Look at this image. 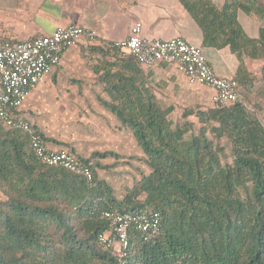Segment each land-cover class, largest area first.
Returning a JSON list of instances; mask_svg holds the SVG:
<instances>
[{
  "label": "trees",
  "instance_id": "obj_1",
  "mask_svg": "<svg viewBox=\"0 0 264 264\" xmlns=\"http://www.w3.org/2000/svg\"><path fill=\"white\" fill-rule=\"evenodd\" d=\"M182 2L202 27L204 45L264 59V23L251 37L238 19L243 12L264 20L262 0ZM107 49L116 57L102 74L111 96L104 103L132 132L149 171L118 198L98 173L107 167L99 159L119 157L114 151L81 157L93 171L89 181L43 163L28 133L0 120V264H264V123L243 98L224 107L185 105L177 123V105L157 97L139 62L114 44ZM261 75L255 89L240 63L234 78L242 97L255 91L264 99V63ZM140 209L159 212V228L131 229L119 260L98 240L110 229L104 212Z\"/></svg>",
  "mask_w": 264,
  "mask_h": 264
},
{
  "label": "crops",
  "instance_id": "obj_2",
  "mask_svg": "<svg viewBox=\"0 0 264 264\" xmlns=\"http://www.w3.org/2000/svg\"><path fill=\"white\" fill-rule=\"evenodd\" d=\"M213 1L221 7L226 0ZM137 22L142 24L144 36L163 40L183 37L202 48L219 75H236L239 56L229 45H204L203 29L182 0H0V43H15L50 34L58 26L70 24L81 25L96 33L95 40L83 38L77 46L62 54L59 64L31 90L20 115L28 119L31 113L44 110L55 116L67 109V100H79L84 114L95 122L91 129L94 147L125 145V131L129 139L133 134L104 103L110 101L111 96L102 81V74L106 63L116 57L113 52L107 54V45L125 40ZM140 68L144 81L153 87L163 102L211 104L213 90L190 83L177 64L163 61L152 67L140 64ZM165 96L171 101L167 102ZM51 142L55 145L53 148L70 145L54 138ZM59 144L66 147L56 146ZM74 153L80 156V153Z\"/></svg>",
  "mask_w": 264,
  "mask_h": 264
},
{
  "label": "built area",
  "instance_id": "obj_3",
  "mask_svg": "<svg viewBox=\"0 0 264 264\" xmlns=\"http://www.w3.org/2000/svg\"><path fill=\"white\" fill-rule=\"evenodd\" d=\"M95 40L94 30L81 25L58 26L52 33L15 43H0V120L8 127L28 133L36 156L45 164L59 166L93 180L89 164L66 148H50L33 129L31 122L20 115V110L53 67L59 64L62 54L81 40ZM114 45L131 55L141 65L152 67L163 61L175 63L192 84L205 85L213 90L214 107L230 106L242 101L240 85L233 76L219 75L209 63L201 47L183 37L157 39L142 34V24L135 23L129 36ZM110 222L108 232L99 234V243L111 249L122 260L129 246V232L137 229L150 234L158 230L160 214L157 211L104 212Z\"/></svg>",
  "mask_w": 264,
  "mask_h": 264
},
{
  "label": "rangeland",
  "instance_id": "obj_4",
  "mask_svg": "<svg viewBox=\"0 0 264 264\" xmlns=\"http://www.w3.org/2000/svg\"><path fill=\"white\" fill-rule=\"evenodd\" d=\"M262 2H264V0H262ZM239 21L249 36L258 35L257 32L260 25L264 23V20H259L255 16H248L243 12L239 13ZM239 61L240 63H244L253 74L255 89L259 87L262 83L261 67L264 63V59H251L244 56V58H239ZM240 87L241 90H244L242 86ZM242 93L244 92L242 91ZM242 98L248 108L257 114L259 119L264 123V99H260L255 91L246 96L243 94ZM67 101L69 106L58 115L50 116L49 113L42 110L40 113H31L27 118L31 124H34L41 133L50 139V141H46L47 146L50 148L55 147L51 142V138H54L58 142L70 144L68 147L61 144L56 146H64L68 150H72L73 148V151L80 153V158H88L96 151L102 152L105 150H112L117 153L119 155L118 158L107 157L99 159V162L107 167L98 169V173L101 178L106 179L112 185L115 189L116 196L122 198L126 190L141 177V171H149L144 163V153L138 146L134 136L131 135L130 137L132 139H129L126 131L125 145L119 144L100 148L94 147L91 137L93 136L92 130L94 129L95 122L92 119H88L89 117L84 114L85 110L79 105V100ZM166 101L170 102L171 100L166 97ZM185 104L200 105L202 108L213 107L212 103L207 104L204 102L195 104L192 102L177 103V109L172 114V119L177 123L182 121V111ZM256 104H258L261 109H257V107H255ZM189 119L194 121L195 128L199 126L195 117H190ZM116 133L118 134L117 131ZM227 152H229V149H227ZM1 199L2 194L0 192V200Z\"/></svg>",
  "mask_w": 264,
  "mask_h": 264
}]
</instances>
